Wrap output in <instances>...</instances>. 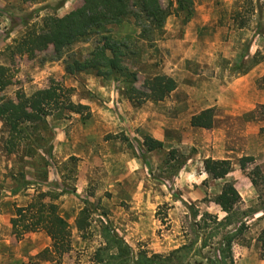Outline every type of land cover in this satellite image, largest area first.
I'll return each mask as SVG.
<instances>
[{
	"label": "rangeland",
	"instance_id": "obj_1",
	"mask_svg": "<svg viewBox=\"0 0 264 264\" xmlns=\"http://www.w3.org/2000/svg\"><path fill=\"white\" fill-rule=\"evenodd\" d=\"M159 2L168 12L159 28L143 32L133 16L107 27L111 37L125 46L123 67L126 73L123 77L105 80L93 72L68 75L64 70L66 61L82 59L93 49L100 38L96 35L81 38L61 56L55 54L51 43L35 51L25 49L21 54H11L27 28L32 26L38 30L46 16L63 17L83 0H43L38 4L0 0V66L7 70L5 76L12 82L0 90V100L15 99L19 91L31 95L55 81L72 89V102L88 106L90 111L89 118L60 112L48 116L45 123L25 125L26 141L13 154L6 153L7 129L0 122V211H5L0 221V239L9 242L7 250L0 252V264H95V252L104 244V227L119 234L135 255L142 251L148 256H168L180 246L195 241L196 236L197 246L200 245L203 236L196 225L203 213H208L205 210L210 208L213 197L203 195L208 180L200 185L196 181L201 159L197 149L189 145L179 149L169 145L167 150L157 151L150 158L142 152L136 137L117 131L120 129L118 120L121 122L118 107L122 101L133 108L154 103L148 100L138 104V97L158 75L171 77L176 82L175 90L206 87L215 95L216 91L238 82L236 86L244 91V102L255 104L262 90L260 75L264 74V34L259 33V30L264 31V19L254 16L247 27L237 28L230 21L237 0ZM190 96L195 101L200 98L195 91L190 92ZM184 97L185 93L177 96L179 101L188 100ZM216 98L224 104L232 100L224 95ZM180 111H170L169 115L172 118L182 115L180 125L185 126L183 118L188 114ZM102 114L108 118L104 125ZM242 115L249 126L242 128L238 123L241 119H237L231 130L249 131V142L253 138L264 145L263 105L257 104L252 112ZM112 117H116L115 127ZM171 137L180 141L175 133ZM25 143L30 145L31 152L27 151ZM121 149L140 162L143 175L138 176L137 181L149 188L146 194L155 201L148 211H142L139 233L125 227L136 219L133 211L122 201V196L111 192L109 185L101 181L102 175H111L119 167L120 162H114L112 154ZM258 155L264 160V152ZM261 167L264 173V163ZM253 168L248 165L243 172L249 175ZM253 190L251 197L235 207L242 228L232 243L234 264H264L257 241L264 230L263 181L258 179V186ZM41 192L56 196L53 201L71 231L70 250L61 257L49 256L50 260L40 253L49 248L51 242L37 253L29 246L33 244L34 250L43 246L44 232L28 233L16 241L9 222L18 207L26 206ZM83 209L88 215L87 226L80 232L75 221ZM233 228L238 225L224 232H233ZM39 233L42 235H37ZM124 237L129 238L126 241ZM220 237L213 238L201 255H189L187 264H210L218 253ZM163 241L167 251L159 253L157 250Z\"/></svg>",
	"mask_w": 264,
	"mask_h": 264
},
{
	"label": "trees",
	"instance_id": "obj_2",
	"mask_svg": "<svg viewBox=\"0 0 264 264\" xmlns=\"http://www.w3.org/2000/svg\"><path fill=\"white\" fill-rule=\"evenodd\" d=\"M24 3L38 4L43 0H22ZM133 16L139 21L142 31L148 28H159L164 23L168 12L162 8L159 0H83V3L68 12L63 17L46 16L42 27L36 29L30 26L23 38L15 44L11 54H21L23 50L35 51L42 49L48 43L53 44L56 55L61 56L81 38L96 35L97 40L93 49L82 59L66 61L65 73L74 75L81 72H93L96 76L105 80L125 76L123 67L126 57L125 46L118 43L110 35V25L121 22L124 18ZM258 16L264 19V0H237L234 10L230 14V21L239 29L247 27L250 20ZM28 27V26H27ZM259 33L264 34L263 30ZM6 69L0 66V90L12 82L5 76ZM260 86L264 90V76L260 79ZM176 89V82L166 75L155 76L147 85L146 92L139 93L138 104L145 101L161 102ZM72 89L65 88L55 81H51L47 88L39 89L31 95L22 91L16 93L15 99L0 100V122L7 129L5 150L7 154H13L26 141L25 125H37L45 123L48 116L54 113L69 112L71 114L90 117L89 107L75 104L71 100ZM264 107V106H263ZM213 109H206L192 116V127L211 130L213 128ZM127 140V139H125ZM28 142V141H27ZM27 151L29 149V144ZM147 152L162 149L163 143L149 136H145L142 142ZM25 147V146H24ZM171 155L174 152L170 153ZM252 157H242L239 160L241 170L248 165H253ZM229 160H203L204 172L212 179H223L231 171ZM253 187L258 186V179L264 183V176L258 166H254L248 175ZM12 194L16 191H12ZM56 196L50 192L36 194L31 202L24 207H18L10 219L12 233L16 241H20L26 234L44 232L50 239L51 245L40 254L61 257L70 250L71 231L66 220L59 215L58 205L53 200ZM213 202L221 208L226 216L218 220L214 215L203 213L200 222L196 225L201 230L200 245L190 241L173 250L168 256L152 254L148 256L139 251L136 255L130 246L108 228H103L104 244L95 252V264H187L189 255H201L204 248L209 247L211 240L219 235L218 253L209 261L210 264H234L232 256V243L236 234H239L242 223L235 207L241 202V197L234 186L224 184L221 193L213 199ZM87 211L83 209L75 221L78 231H83L87 226ZM233 232H224L229 227ZM257 241L260 248V257L264 259V230L258 235ZM208 261V260H207Z\"/></svg>",
	"mask_w": 264,
	"mask_h": 264
},
{
	"label": "crops",
	"instance_id": "obj_3",
	"mask_svg": "<svg viewBox=\"0 0 264 264\" xmlns=\"http://www.w3.org/2000/svg\"><path fill=\"white\" fill-rule=\"evenodd\" d=\"M263 76L264 74L260 75L261 78ZM237 83L238 82H235L234 84L229 85V88L227 89L222 88L216 91V95L215 93L212 94L206 87L197 88L191 91H188V89L181 91L177 89L170 94L171 96H169V98L156 103L147 102L142 108H133L125 101H122L118 107L121 122L118 120L120 129L117 131H125L127 137H136L141 143L142 152L146 153L150 158L154 157L157 151L167 150L169 145H175L178 149L189 145V147L197 149L198 155L201 156L198 171L200 175L195 178L199 185L202 184L203 181L208 180V186L203 191V195L208 197L212 196L213 198H210V208H207L205 211L216 216L218 220L223 219L226 214L213 202V199L221 193L224 184L230 183L234 186L241 197V202L246 201V198L251 197L250 193L252 194L254 192V187L248 175L240 169L239 160L242 157H252L254 159L253 166H258L261 173L264 175L261 170V165L264 163V160L258 155V153L264 152L263 143L252 138L250 140V145L249 131H244L240 128L231 130L230 128L233 125V122L237 119H241V122L239 121L238 123L242 125V128H247L249 126L248 122L242 120V114L252 112L257 104L264 106V90L261 88V92H258L255 104H248L242 99V97H244V91L242 88L236 86ZM194 91L197 92L200 97L197 101L193 100L190 96V92L194 93ZM184 93V98L187 96L188 100L179 101L177 96H179V94L182 96ZM219 95L229 96L232 100L229 104H224L223 101L216 98ZM206 109L214 110L213 128L209 131L202 128L192 127L190 125L192 116L197 115ZM177 110H181L180 112L182 113L187 111V118H183V120L186 119L184 121L185 126L180 125L182 115H177L175 118H172L169 115L170 111ZM115 118L112 117V123H114L112 126L114 127L116 125ZM107 119V115L104 116L102 114V125L107 123ZM220 119H223L221 125ZM236 125L238 126L237 122ZM172 133H175V136L178 137L180 141L172 139ZM251 133L253 137L254 131ZM145 136H149L162 142V149L147 152L142 146L143 138ZM60 139L59 136L57 138V144H59ZM112 157L113 161L120 162V165L116 170L111 172V175H102L101 181L109 185L111 192L122 196L124 199L122 201H124L129 206V209L133 211L136 219L134 222L125 225V227L128 229L130 228L133 232L139 233L140 219L142 218L141 213L142 211H148L153 207L155 201H153L150 195L146 194L149 192V188L145 184L137 181L138 176L143 175L140 162H138L134 156H130L124 151V149H121L117 154H112ZM207 158L213 160H229L232 166L231 171L223 179H212L203 169V160ZM118 201L120 202L121 200ZM161 201H163L162 198ZM3 214L5 215V211L1 210L0 221L1 219H4ZM11 217H13V214L10 216V219ZM120 234L123 235L122 232ZM37 235L42 234L39 233ZM141 235L145 237L144 234H142V231ZM42 237L44 241L43 246L34 250L32 248L33 244H29L33 252L37 253L38 251H41L43 247L48 246L47 243L50 242L49 237L47 235ZM128 238L124 237L126 241ZM8 243L9 242L5 239H0V252L7 250ZM17 245V247H19L21 242ZM162 245L158 247L157 251L159 253L167 251L165 241H163ZM15 256L17 257V255Z\"/></svg>",
	"mask_w": 264,
	"mask_h": 264
}]
</instances>
